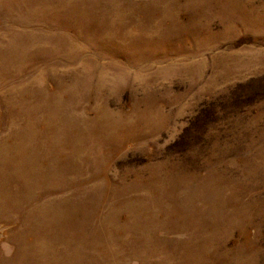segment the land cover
I'll return each instance as SVG.
<instances>
[{
    "label": "rangeland",
    "instance_id": "obj_1",
    "mask_svg": "<svg viewBox=\"0 0 264 264\" xmlns=\"http://www.w3.org/2000/svg\"><path fill=\"white\" fill-rule=\"evenodd\" d=\"M0 264H264V0H0Z\"/></svg>",
    "mask_w": 264,
    "mask_h": 264
}]
</instances>
